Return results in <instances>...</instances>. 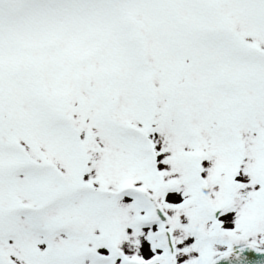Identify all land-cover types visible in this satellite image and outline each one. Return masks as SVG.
<instances>
[{
    "label": "snow or ice",
    "instance_id": "1",
    "mask_svg": "<svg viewBox=\"0 0 264 264\" xmlns=\"http://www.w3.org/2000/svg\"><path fill=\"white\" fill-rule=\"evenodd\" d=\"M0 264H264V0H0Z\"/></svg>",
    "mask_w": 264,
    "mask_h": 264
}]
</instances>
